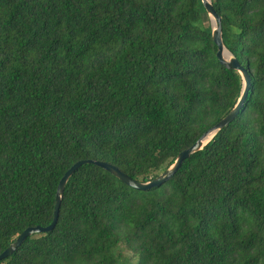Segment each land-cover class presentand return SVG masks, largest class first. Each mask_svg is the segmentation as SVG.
<instances>
[{
  "label": "trees",
  "instance_id": "obj_1",
  "mask_svg": "<svg viewBox=\"0 0 264 264\" xmlns=\"http://www.w3.org/2000/svg\"><path fill=\"white\" fill-rule=\"evenodd\" d=\"M212 3L234 121L149 191L83 165L0 264H264V0ZM217 54L202 0H0V255L75 164L148 183L225 119Z\"/></svg>",
  "mask_w": 264,
  "mask_h": 264
},
{
  "label": "water",
  "instance_id": "obj_2",
  "mask_svg": "<svg viewBox=\"0 0 264 264\" xmlns=\"http://www.w3.org/2000/svg\"><path fill=\"white\" fill-rule=\"evenodd\" d=\"M203 5L210 17L211 25H212V34H213V40L216 46L218 47V59L222 66L229 70L237 71L241 74L243 80H244V89L242 96L236 105L235 109L225 118L223 119L219 124H217L215 127L210 129L208 132H206L190 149L182 152L177 160L175 161L174 165L169 168L165 173L157 177L151 182L148 183H141L133 180L131 177L127 176L123 172H121L116 167L98 162V161H82L77 164H75L61 179L57 194H56V205H55V211H54V218L49 227L43 228V227H35V228H28L25 230L6 251H4L0 255V263L4 260L11 257L17 250L23 245V243L30 238L33 235L36 234H43V233H50L54 231L56 225L58 224L60 210L62 201L64 198V193L66 186L70 179L73 177V175L83 166L86 164H94L97 165L113 176L117 177L120 181L125 183L127 186L137 190V191H149L151 189L157 188L162 186L163 184L167 183L182 167L183 163L189 159L192 155L202 151L210 142L211 140L223 129L227 128L237 117L240 110L242 109L250 91L251 87V78L249 76V73L247 69H245L243 66L240 65L239 61L230 53V51L225 47L224 45V39H223V26H222V18L216 13L212 0H202Z\"/></svg>",
  "mask_w": 264,
  "mask_h": 264
}]
</instances>
